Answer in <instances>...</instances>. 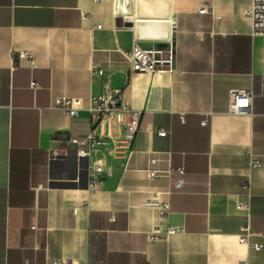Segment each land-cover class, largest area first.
I'll use <instances>...</instances> for the list:
<instances>
[{
	"label": "crops",
	"instance_id": "1",
	"mask_svg": "<svg viewBox=\"0 0 264 264\" xmlns=\"http://www.w3.org/2000/svg\"><path fill=\"white\" fill-rule=\"evenodd\" d=\"M250 4L0 0V264H264V35L252 34ZM134 39L171 40L174 68L130 73ZM23 52L33 65L15 63ZM105 83L141 112L128 157L98 149L80 165L54 160L88 132L87 101ZM232 89L252 93L250 113L228 114ZM57 96L83 109L69 117L52 108ZM97 162L105 173L90 192L86 168ZM180 166L174 190L169 170ZM169 189L166 216L144 205ZM158 225L180 230L148 242Z\"/></svg>",
	"mask_w": 264,
	"mask_h": 264
},
{
	"label": "built area",
	"instance_id": "2",
	"mask_svg": "<svg viewBox=\"0 0 264 264\" xmlns=\"http://www.w3.org/2000/svg\"><path fill=\"white\" fill-rule=\"evenodd\" d=\"M97 1L94 0V2ZM206 9V6H203L199 12L203 13L207 11ZM247 16L251 21L252 34L264 35V0H251ZM96 27H100V25ZM125 57L129 64L130 73H153L158 70H171L175 64V50L171 40L163 45L148 48L140 45L137 39H134L131 48L125 52ZM19 58L25 59L30 65H33L30 54L26 52L20 53ZM102 74L103 69L98 63H95L92 68V75L101 76ZM30 85L33 88L37 87V83L34 81H31ZM252 97L253 95L249 90H229L228 114L245 115L250 113ZM52 108L62 110L69 117H76L79 111L83 109V101L79 97L57 96L52 100ZM86 110L89 118V130L83 136L71 135L67 138V143L72 146V149L65 150L62 154L63 158H72L76 164L80 165L84 158H89L98 149H103L114 157L127 158L132 150L133 142L139 129L140 110L132 108L123 92H116L107 83L103 85V91L100 94L90 96L87 101ZM206 123V120L202 121V124ZM166 133L165 130L157 132L159 136H165ZM248 165L250 167H258L260 162L250 159ZM86 171L87 189L92 192L102 182V175L105 171L100 162L94 163L91 167L87 166ZM169 172L178 175L173 182V189H181L184 183V168L182 166L172 168ZM147 176L150 179H154L159 176V173L155 170H148ZM172 191L170 189L166 191H152L144 200V205L154 208L160 217H164L169 212L170 202L168 198H161V195L169 196ZM242 207H244L242 203L237 205V208ZM31 227L35 228V224H32ZM179 230L180 227L178 225H158L147 233L146 239L148 242L164 240ZM243 230L244 233L240 235L239 240L240 242H247L251 233L248 226ZM251 246L255 250L262 248V244L259 242H255ZM49 264L64 263L54 260ZM127 264L142 263L128 262Z\"/></svg>",
	"mask_w": 264,
	"mask_h": 264
},
{
	"label": "water",
	"instance_id": "3",
	"mask_svg": "<svg viewBox=\"0 0 264 264\" xmlns=\"http://www.w3.org/2000/svg\"><path fill=\"white\" fill-rule=\"evenodd\" d=\"M18 53L15 54V63H18ZM60 159H63L62 155L55 156L54 160L60 161Z\"/></svg>",
	"mask_w": 264,
	"mask_h": 264
}]
</instances>
